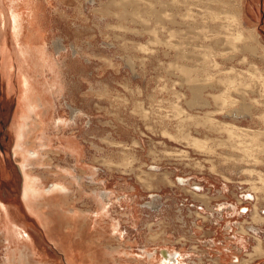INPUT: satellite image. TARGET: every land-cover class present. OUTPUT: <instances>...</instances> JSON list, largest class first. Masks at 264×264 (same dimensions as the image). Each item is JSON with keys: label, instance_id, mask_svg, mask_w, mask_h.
I'll return each mask as SVG.
<instances>
[{"label": "rangeland", "instance_id": "rangeland-1", "mask_svg": "<svg viewBox=\"0 0 264 264\" xmlns=\"http://www.w3.org/2000/svg\"><path fill=\"white\" fill-rule=\"evenodd\" d=\"M28 1L0 0V264H264V0Z\"/></svg>", "mask_w": 264, "mask_h": 264}, {"label": "bare ground", "instance_id": "bare-ground-1", "mask_svg": "<svg viewBox=\"0 0 264 264\" xmlns=\"http://www.w3.org/2000/svg\"><path fill=\"white\" fill-rule=\"evenodd\" d=\"M30 1V2H29ZM28 1V3L29 4H31V6H33V7H31V10L33 11V12H35L36 13V11H37V9H38V6H39V4H37L36 3V1H33V0H29ZM126 1L127 0H125V2H124V4L126 3ZM112 4H114L115 2H116V0H112V1H110ZM132 3V2H131ZM135 4V3H134ZM121 5H123V4H121ZM134 6V5H133ZM30 7V6H29ZM126 7H127V5H126ZM150 7V6H149ZM152 8H153V6H151ZM151 8V9H152ZM14 9H15V7H14ZM13 9V10H14ZM123 9V8H122ZM155 9V8H154ZM16 11V10H15ZM14 11V12H15ZM129 11V10H128ZM131 11V10H130ZM137 11V10H136ZM134 9H133V11H131V14L132 13H135L136 12ZM143 11V10H142ZM157 11V10H156ZM13 12V13H14ZM32 12V13H33ZM145 12V11H144ZM34 13V14H35ZM114 13V12H113ZM116 13V12H115ZM114 13V14H115ZM139 13V12H138ZM137 13V14H138ZM147 13V12H146ZM116 14H118V13H116ZM137 14H136V16H137ZM142 14V13H141ZM126 15V14H125ZM133 15V14H132ZM161 16V15H160ZM138 17H139V15H138ZM140 17H141V15H140ZM151 17V16H150ZM154 17V16H153ZM157 17V16H156ZM14 18H15V20H16V22L18 23V28H17V32H18V36L19 35H22L23 34V27H24V24H23V22H22V15L21 14H19V13H14ZM128 18V17H127ZM142 18V17H141ZM159 18H161V17H159ZM158 19V18H157ZM162 19V18H161ZM140 20V19H139ZM15 22V23H16ZM35 24V23H34ZM38 31V30H37ZM255 38V37H254ZM219 40V39H218ZM55 43V46L58 48V49H60L61 48V41H59V40H57V41H55L54 42ZM217 43V42H216ZM245 47H248V49H249V47H250V49H252V47H254L253 45H250V44H246L245 45ZM242 48H244V46L242 47ZM21 50V53H23L24 54V52H23V49H20ZM247 50V49H246ZM253 50V49H252ZM32 51L34 52V50L32 49ZM35 53V52H34ZM41 54H45V52H43V53H41ZM35 55V54H34ZM39 58V57H38ZM25 60V59H24ZM38 61V60H37ZM36 61V62H37ZM42 61V60H41ZM185 70H188L187 68H185ZM263 71V70H262ZM213 76V75H212ZM28 77V76H27ZM26 78H24V80H25ZM28 80H29V78H28ZM187 80V79H186ZM30 81V80H29ZM25 82H27V81H25ZM33 82V81H32ZM31 82V83H32ZM264 83V82H263ZM28 84H30V82L28 83ZM34 84V83H33ZM31 85V87L29 88V95H28V99H29V104H30V107H28V109H30L29 110V112H30V115H31V111H32V102L34 101V94H36V90H35V87L36 86H34V85H32V84H30ZM30 85H27L26 86V90H27V87L28 86H30ZM203 86V85H202ZM202 86L200 85V84H198V83H196V84H193V86H192V91H193V96H192V98H191V100L188 102L189 103V105L190 106H207V107H209L210 105H211V103H210V101H209V99L208 98H205L203 95H202V91H203V89H202ZM207 86H209V87H216V85L215 84H213V83H209V84H207ZM214 89V88H213ZM217 90V89H216ZM38 91V90H37ZM26 93V92H25ZM243 94V93H242ZM227 95V94H226ZM226 95L224 94V92H222V93H220V94H213V97H215L216 99L215 100H218V97H220V96H222V97H220L222 100H225L226 99ZM44 97H45V95H44ZM243 97H244V95H243ZM43 98V97H42ZM38 99V98H37ZM43 100H45L44 98H43ZM222 100L220 101L221 103H224V102H222ZM212 101V100H211ZM36 102V101H35ZM41 104L42 105H44L43 104V101L41 102ZM231 104V103H230ZM233 104V103H232ZM227 106V105H226ZM222 107H224V105L222 106ZM39 108V107H38ZM42 108H43V106H42ZM205 108V107H204ZM221 109V108H220ZM253 109H252V105H251V103L250 102H248V99H246V98H243V100H241L240 101V104H239V106L238 107H234L233 109H232V111H231V114L233 115V117H236V118H238L239 116H242V117H247V116H253L252 114H253V111H252ZM34 116V115H33ZM24 117H25V113H24ZM23 117V118H24ZM36 119V118H35ZM206 119L207 120H209L210 121V123H212L213 125L215 124V123H219V121H215V118H213V116L210 114V115H208V116H206ZM62 120H60V118H59V122H61ZM32 122V121H31ZM62 123V122H61ZM221 123V122H220ZM231 123H226V122H224L222 125L223 126H226V125H229L228 127V130L230 131V136H235L237 133L236 132H234L233 131V129L232 128H234V125L233 124H231ZM28 125V124H27ZM29 126V125H28ZM231 126H233L232 128H231ZM30 129H31V127H30ZM240 132H239V134H237L238 136H242V139H241V141H239L238 142V144L239 143H241L242 145H240V148H241V150H248V138L251 140V139H257V137H258V135H259V133L257 132V131H254V130H252V129H248V128H246V127H241L240 129ZM252 130V131H251ZM233 133V134H232ZM26 135V134H25ZM24 136V135H23ZM244 138H246L247 139V141H245L244 142ZM236 139V138H235ZM194 141H195V143H196V145L198 144V143H201L202 141L201 140H199L198 138L196 139H194ZM236 141V140H235ZM34 143V142H33ZM250 143V142H249ZM237 144V145H238ZM41 145V144H40ZM201 145V144H200ZM255 146V145H254ZM73 148V147H72ZM256 148V147H255ZM37 150L38 151H36V150H33V154H39L40 153V151H41V149L40 148H37ZM31 151V150H30ZM244 154H246V153H244ZM249 154V153H248ZM249 156V155H248ZM37 160V159H36ZM35 158H34V163H36L35 161ZM32 162H33V160L30 158V161H29V163H28V165L29 164H32ZM146 182V181H145ZM52 186H56V184H52ZM62 186H60V188H61ZM39 189V188H38ZM36 187H33V188H31V190H32V192H35V195H34V200H36V198H38V199H40V198H44V199H42V201H39V202H37V200L36 201H34L35 203H37L38 205H40V203L41 202H47V201H43V200H49L50 198H52L50 195H48L47 197L45 196V194H43L41 191H39ZM52 188H50L49 190H51ZM70 192V191H69ZM62 195V194H61ZM104 197V196H103ZM49 198V199H48ZM61 198V197H60ZM1 199V198H0ZM36 204V205H37ZM1 204V202H0V214L3 216V217H5L4 218V220H5V222H4V234H5V239L10 243V240H12V241H15V235H16V233H19L20 231L14 226V225H11V220H10V218L8 217V216H6L5 214H4V211H5V213H8V211L3 207L4 205H2ZM35 205V206H36ZM3 208H4V211H3ZM39 208V207H38ZM40 209V208H39ZM75 213V212H74ZM77 214H79V213H77ZM81 214V213H80ZM8 215V214H7ZM11 216V215H10ZM78 216H80V215H78ZM72 217V216H71ZM70 217V218H71ZM73 217H75L76 218V216L74 215ZM78 218V217H77ZM72 220V219H71ZM13 222V221H12ZM29 236V235H28ZM31 236V235H30ZM29 236V237H30ZM259 236V235H258ZM257 236V237H258ZM32 237H30V239H31ZM33 240H35L34 238H32ZM257 241V240H256ZM29 242L31 243V240H29ZM261 243H262V241H258V246H260L261 245ZM32 245V244H31ZM30 244H29V246H31ZM257 246V247H258ZM33 247H35V246H33ZM31 248H32V246H31ZM33 250H34V253H37V251L33 248ZM45 252V251H44ZM165 254H166V256H167V260L169 259V260H171V258H170V253H169V251L168 250H165ZM14 262H11V261H9V264H20L23 260L24 261H29L30 260V258H29V256H28V254H26L24 251H23V256L21 257V260H19V263H18V261L16 260V258L14 257ZM164 260V259H163ZM165 264V263H164ZM167 264V263H166Z\"/></svg>", "mask_w": 264, "mask_h": 264}, {"label": "crops", "instance_id": "crops-1", "mask_svg": "<svg viewBox=\"0 0 264 264\" xmlns=\"http://www.w3.org/2000/svg\"><path fill=\"white\" fill-rule=\"evenodd\" d=\"M252 32L251 33H253V30H251Z\"/></svg>", "mask_w": 264, "mask_h": 264}]
</instances>
